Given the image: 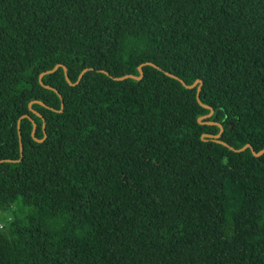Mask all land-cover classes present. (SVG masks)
I'll list each match as a JSON object with an SVG mask.
<instances>
[{
  "label": "trees",
  "instance_id": "1",
  "mask_svg": "<svg viewBox=\"0 0 264 264\" xmlns=\"http://www.w3.org/2000/svg\"><path fill=\"white\" fill-rule=\"evenodd\" d=\"M220 125L264 147V0H0V264H264V153Z\"/></svg>",
  "mask_w": 264,
  "mask_h": 264
},
{
  "label": "water",
  "instance_id": "2",
  "mask_svg": "<svg viewBox=\"0 0 264 264\" xmlns=\"http://www.w3.org/2000/svg\"><path fill=\"white\" fill-rule=\"evenodd\" d=\"M144 64H149V65H154L152 62H145V63H142L140 65H138V71H139V74L138 75H134V74H124L122 76H112L115 80H121V79H124V78H128V77H131V78H135V79H140L142 77V74H143V71H142V65ZM59 66H62L63 67V70H64V75H65V78L66 80L69 82V84H76L78 82V80L81 78V75L83 74L84 71L87 70V68L83 69L81 72H80V75H79V78L76 82H71L69 77H68V74H67V68L61 64H56L52 69H48L46 71H43L39 74V82L42 83V75L45 74V73H50V72H53L54 70H56ZM102 72L106 73V74H109L106 70H101ZM167 75L175 78V79H178L185 87L187 88H193L194 86H196V98H197V101L204 107H208L207 105L203 104L199 98V92H200V88H201V85H202V80L201 79H196L192 84H187L185 81H183L181 78H179L178 76H176L175 74L171 73V72H166ZM43 84V83H42ZM46 87H50L48 85H45ZM54 89V88H53ZM55 90V89H54ZM63 105V103L61 104V106ZM211 109V108H210ZM211 115V112L208 113L207 115H204V116H201L198 118L199 121H201L202 118L204 117H208ZM22 117H28L27 114H23L20 118ZM19 118V119H20ZM19 119L17 122H19ZM207 123H211L209 121H207ZM32 125H33V128H32V134L34 133V130H35V123L32 121ZM17 129H18V137H19V144H20V155H22V142H21V134H20V129H19V123L17 124ZM222 133V127L220 125V130L218 133H215V134H210V133H203L201 136L202 137H207V138H210L212 141H215V142H220L226 146H228L229 148H231L232 150H235V151H241L247 147H249L252 151V154L255 155V156H259L261 155L262 153H264V147L258 151L254 150L253 147L250 145V144H245L243 145L242 147L240 148H233L231 146H229L226 142L220 140V135ZM37 141H42V139H36ZM2 160H10V159H0V161ZM19 160V159H18Z\"/></svg>",
  "mask_w": 264,
  "mask_h": 264
},
{
  "label": "rangeland",
  "instance_id": "3",
  "mask_svg": "<svg viewBox=\"0 0 264 264\" xmlns=\"http://www.w3.org/2000/svg\"><path fill=\"white\" fill-rule=\"evenodd\" d=\"M226 190H227L228 203L237 202L238 195L240 193V187L227 183ZM14 210L15 208L13 206L7 209H0V231L1 232H5L7 230L8 224L13 220L15 216Z\"/></svg>",
  "mask_w": 264,
  "mask_h": 264
}]
</instances>
